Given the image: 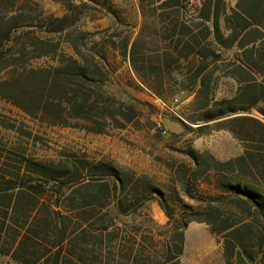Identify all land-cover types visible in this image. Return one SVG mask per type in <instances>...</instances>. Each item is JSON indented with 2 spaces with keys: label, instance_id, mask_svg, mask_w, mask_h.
<instances>
[{
  "label": "trees",
  "instance_id": "1",
  "mask_svg": "<svg viewBox=\"0 0 264 264\" xmlns=\"http://www.w3.org/2000/svg\"><path fill=\"white\" fill-rule=\"evenodd\" d=\"M5 1L10 0H0ZM57 1L64 6V13L43 16L36 25L47 35L65 32L89 7L85 1ZM139 6L144 20L134 39L100 32V37L88 44L83 31L68 39L73 50L70 54L60 52L59 43L52 39L39 37L35 29L28 28L34 26L31 23L20 32L18 24L28 17L0 12V70L12 66L8 76L0 79V95L33 119L103 132L111 122L122 124V120L133 118L131 108L114 107L105 94L113 75L110 65L120 53L140 82L160 99L176 91L191 92L194 99L189 107H194L197 115L188 120L199 124V130L218 123L244 143L243 153L226 160L187 149L193 166L184 169L183 192L194 197L191 180L213 185L220 193V203L236 202L242 218L264 225V0H237L231 8L227 0H139ZM109 12L115 16V11ZM28 45L40 51L35 56H50L56 65H24ZM14 47L18 51L13 52ZM221 77L236 84L229 96H216ZM254 110L261 116L254 115ZM96 176L112 178L113 194L107 181L99 189L92 188V182L83 183ZM73 187L77 196L68 195V207L53 201L57 193ZM126 187V177L110 163L43 162L0 151V236L13 233L8 252L22 264H80L83 243L89 239L78 236L86 235L84 226L93 218L89 212L108 197L122 210H131L124 207L123 196L136 197L140 191L138 184L125 193ZM145 189L149 195L132 210L154 197L156 189ZM159 202L172 228L171 253L164 264H177L184 230L193 220L207 222L217 233L237 231L235 224L221 223L211 203L201 212L183 211L175 217L164 197ZM97 236L92 237V243L103 241ZM238 240L232 249L236 260L244 252L251 260L261 256L264 261V246L254 255ZM42 247L46 250L40 255Z\"/></svg>",
  "mask_w": 264,
  "mask_h": 264
},
{
  "label": "rangeland",
  "instance_id": "2",
  "mask_svg": "<svg viewBox=\"0 0 264 264\" xmlns=\"http://www.w3.org/2000/svg\"><path fill=\"white\" fill-rule=\"evenodd\" d=\"M81 1L87 2L89 7L73 26L60 34L47 35L36 26L43 16L64 13V6L57 0L0 2V12L6 16L17 13L28 17L18 24L20 32L31 23L34 26H29V29H35L39 37L59 43V51L69 54L73 50L68 39L76 38L83 31L88 44L98 39L100 32L105 35L115 32L121 37L134 39L144 20L139 0H77ZM236 1L227 0L228 7H233ZM109 9L115 11V16ZM16 50L18 47L13 48V52ZM9 52L6 53L10 56ZM38 53L40 51H33L28 45L23 64L36 68L56 65L54 58L35 56ZM116 58L110 65L113 75L106 84L105 94L114 107L125 111L131 108L133 118L130 121L122 120V124L111 122L103 132L33 119L0 95V151L43 162H106L114 165L126 177L125 193L132 185L138 184L140 192L136 197L132 194L123 196L124 207H131V210H122L114 198L108 197L92 214L89 212L93 218L90 217L84 226L88 229L86 235L78 236L89 239L88 243H83V258L79 263L132 264L135 261V264H164L171 253L172 228L160 205L161 197L175 212V217L183 211L201 212L211 203V209L219 213L220 221L227 220L237 229L235 233L230 230L217 233L207 222L193 220L184 230L183 251L177 264H237L238 260L232 254L235 249H232L233 243H239L238 239L244 241L256 255L264 246V225L261 222L242 218L241 207L236 202L220 203L217 200L220 193L213 185L191 180V185L195 186L194 197L186 195L181 188V181L186 180L187 176L184 169L193 166L186 154L187 149L192 147L226 160L243 153L244 143L228 129L220 128L218 123L199 130V124L188 120V117L197 115L194 107H189L194 99L191 92L176 91L162 100L140 82L127 58L120 53ZM11 67L0 70V79L8 76ZM235 88L232 79L221 77L216 96H229ZM253 114L261 116L258 110H254ZM182 121L192 128L186 127ZM105 181L110 183L113 194L114 181L109 176H96L83 183L92 182V188L99 189V185ZM74 187L57 193L53 201L59 200L64 207H68L67 197L73 193ZM147 187H152L153 191L156 189V192L152 191L154 197L132 210L134 205L149 195V192L144 193ZM73 196H77V193L74 192ZM101 231H104L103 235H100ZM12 234L0 236V264H22L8 252L13 241ZM95 235L103 237V241L92 243ZM226 239H229V244ZM45 250L42 247L38 254ZM241 255L250 264H264L261 256L251 260L244 252Z\"/></svg>",
  "mask_w": 264,
  "mask_h": 264
},
{
  "label": "crops",
  "instance_id": "3",
  "mask_svg": "<svg viewBox=\"0 0 264 264\" xmlns=\"http://www.w3.org/2000/svg\"><path fill=\"white\" fill-rule=\"evenodd\" d=\"M237 264H250L248 260L244 257H241Z\"/></svg>",
  "mask_w": 264,
  "mask_h": 264
}]
</instances>
